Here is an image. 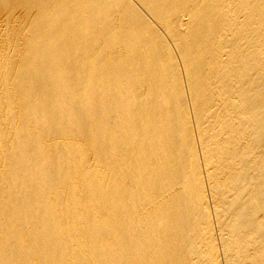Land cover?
<instances>
[{"label": "bare ground", "instance_id": "bare-ground-1", "mask_svg": "<svg viewBox=\"0 0 264 264\" xmlns=\"http://www.w3.org/2000/svg\"><path fill=\"white\" fill-rule=\"evenodd\" d=\"M0 264H264V0H0Z\"/></svg>", "mask_w": 264, "mask_h": 264}]
</instances>
